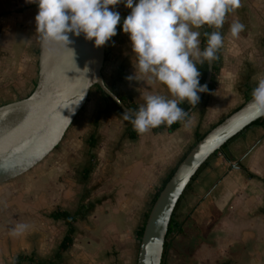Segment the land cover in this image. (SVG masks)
Wrapping results in <instances>:
<instances>
[{"label":"crops","instance_id":"crops-1","mask_svg":"<svg viewBox=\"0 0 264 264\" xmlns=\"http://www.w3.org/2000/svg\"><path fill=\"white\" fill-rule=\"evenodd\" d=\"M241 3L227 15L220 30L224 42L218 51L213 86L176 129L162 125L131 137L128 129H133L132 124L94 85L54 148L50 165L34 178L29 176L20 196L0 183V264H12L19 254L29 256L21 264H45L42 261L59 250L68 228L53 212H74L80 206L85 214L74 222L73 242L61 251L58 264H136L138 231L151 197L198 135L239 107L251 96L258 79L264 78V0ZM110 8L119 12L121 27L106 45L102 67L106 83L139 105L149 94L172 98L166 86L135 70L137 57L129 35L123 32V20L131 9L123 2ZM38 10L36 3L26 0H0V105L26 97L35 87ZM237 20L245 29L233 38L229 27ZM202 40L203 36L201 51ZM129 76L135 79H127ZM229 149L235 160L221 152L212 155L177 204L167 250L174 251L179 261L189 255L191 264L219 259L223 264H264V122L234 137ZM92 163L86 178L84 170ZM242 164L256 176H249ZM26 195L32 199L26 201ZM14 213L24 218H15ZM16 219L29 227L23 234L11 236L8 229L15 227ZM19 243L27 248L25 252L20 251Z\"/></svg>","mask_w":264,"mask_h":264},{"label":"clouds","instance_id":"clouds-1","mask_svg":"<svg viewBox=\"0 0 264 264\" xmlns=\"http://www.w3.org/2000/svg\"><path fill=\"white\" fill-rule=\"evenodd\" d=\"M38 5L35 16L36 32L45 42L68 48L72 43L69 33L96 47L104 46L117 35L121 21L119 12L110 6L125 3L131 9L123 20V32L129 35L132 52L142 74L153 82L166 86L170 96L149 94L138 110L125 109L122 117L132 124L138 134L163 126L170 127L189 116L180 104L187 101L198 104V93L205 92L201 85L197 63L209 64L218 59L224 38L221 29L228 14L242 6L241 0H26ZM204 26L211 32L201 31ZM245 25L238 20L230 24L231 37L237 38ZM206 46L201 51V37ZM127 79H135L129 76ZM248 107L254 117L264 116V78H259L251 93ZM190 123V121H189ZM29 225L19 223L10 229L11 236L23 234Z\"/></svg>","mask_w":264,"mask_h":264},{"label":"water","instance_id":"water-1","mask_svg":"<svg viewBox=\"0 0 264 264\" xmlns=\"http://www.w3.org/2000/svg\"><path fill=\"white\" fill-rule=\"evenodd\" d=\"M69 38L72 43L67 48L40 37L33 91L0 105V182L28 171L60 143L92 86L99 85L123 110L131 109L104 79L107 43L96 47L83 34L69 33ZM213 72L214 62L208 63L203 82L207 89ZM205 92L198 93L200 100ZM251 99L212 126L178 163L149 210L136 264H162L171 218L193 176L224 143L260 118L248 107ZM197 105L185 111L190 114Z\"/></svg>","mask_w":264,"mask_h":264},{"label":"trees","instance_id":"trees-1","mask_svg":"<svg viewBox=\"0 0 264 264\" xmlns=\"http://www.w3.org/2000/svg\"><path fill=\"white\" fill-rule=\"evenodd\" d=\"M121 27V24L119 23L117 25V30ZM205 30L211 32V29H208L207 26H205ZM113 38V37H112ZM111 38V39H112ZM203 49L204 47L206 46V40L205 38L203 37ZM217 56L219 57V52L217 53ZM218 59H216L214 61V72L217 70V67H218ZM198 68H199V72L201 73L200 77H199V80H200V84L203 85V82H204V79L206 77V74H207V70H208V62L205 61L203 64H200L198 63ZM123 77V74L122 72L120 71L119 73V78H122ZM213 80H214V76L212 77V81L208 87L211 88L213 86ZM100 88L99 85H96ZM101 89V88H100ZM102 90V89H101ZM103 91V90H102ZM104 92V91H103ZM105 93V92H104ZM106 94V93H105ZM118 94V93H117ZM107 95V94H106ZM120 96V98L132 109V110H138L139 108V104L134 101V99L130 96H126V95H123V94H118ZM108 96V95H107ZM190 105L187 103V101H185L184 103L180 104L179 107L183 108L184 110H186ZM119 107V106H118ZM120 109V112L123 114L124 110L119 107ZM188 118V117H186ZM223 119V118H222ZM264 122V116H261L260 118H258L257 120H255L253 123H251L249 126H247L244 130H246L248 127H250L251 125H254V124H257V123H262ZM181 122H176L174 123L173 125H171L170 127H168L170 130H174L176 129L179 125H180ZM243 130V131H244ZM241 131V132H243ZM240 132V133H241ZM239 133V134H240ZM128 134L131 136V137H136L138 135V133L132 129V128H129L128 129ZM238 135V134H237ZM236 135V136H237ZM235 136V137H236ZM202 137V135H198L197 137V140L196 142L198 141V139ZM234 138V137H233ZM232 138V139H233ZM95 135L92 134L91 135V145L94 146L95 145ZM231 139V140H232ZM229 140L228 142L224 143L223 146L217 150L214 154H217L219 152L223 153L228 159L230 160H235V157L234 155L230 152V149H229V142L231 141ZM195 142V143H196ZM194 143V144H195ZM193 144V145H194ZM193 145L186 151V153L183 155V157L189 152V150L193 147ZM213 154V155H214ZM183 157L180 159V161L183 159ZM179 161V162H180ZM178 162V163H179ZM177 163V165H178ZM205 164V163H204ZM203 164V165H204ZM177 165L173 168V170L171 171V173L168 175V177L164 180V182L162 183V185L160 186V188L157 190L154 198H153V201H152V204L154 203L155 199L157 198L158 194L160 193L161 189L163 188V186L165 185V183L168 181V179L170 178V176L172 175V173L174 172V170L176 169ZM202 165V166H203ZM201 166V168H202ZM241 167L243 169H245L248 173L249 176H256L255 173H252L251 171H249L248 167H246L245 165H241ZM93 168V163L87 167L85 170H84V176L87 178V176L89 175V172L92 170ZM200 168V169H201ZM199 169V170H200ZM199 170L197 171V173L199 172ZM197 173L193 176V178L197 175ZM192 178V179H193ZM192 181V180H191ZM190 181V183H191ZM189 183V184H190ZM183 195V194H182ZM182 197V196H181ZM152 206V205H151ZM177 207V206H176ZM175 212V211H174ZM85 212L83 211V208L80 206L78 209H76L74 212H71L69 210H65V209H57L53 212V216L56 217V218H63L67 225H68V228H67V232H66V235L65 237L63 238L61 244H60V248L59 250L56 252V254L52 257V258H48L46 260H43L42 263H45V264H58L59 261H60V258H61V251L65 248H67L72 242H73V233L75 231V225H74V222L76 221L77 218L79 217H82L84 216ZM148 214H149V211L146 213V216H145V220L144 222L142 223V225L140 226L139 228V231H138V235H139V240L141 239V236L143 234V230H144V225H145V222H146V219L148 217ZM174 215V213H173ZM172 226H173V216L171 218V221H170V225H169V230H168V233H167V238H166V241H165V249H164V253H163V260H162V264H164L165 262V255H166V251H167V246H168V243H169V234L171 232V229H172ZM29 259V256L26 255V254H19L15 257V260L13 261L12 264H21L23 260L25 259ZM224 264H230L229 261H225Z\"/></svg>","mask_w":264,"mask_h":264},{"label":"rangeland","instance_id":"rangeland-1","mask_svg":"<svg viewBox=\"0 0 264 264\" xmlns=\"http://www.w3.org/2000/svg\"><path fill=\"white\" fill-rule=\"evenodd\" d=\"M35 83H36V81H35ZM27 94H29V92H27ZM61 142L62 141H60V143ZM59 144L57 146H59ZM57 146L55 147V149L57 148ZM55 149H53V150H55ZM53 150L44 159H42L39 163H37L35 166H33L28 171L24 172L23 174L15 177V178H12V179H9L7 181L0 182V183H6V185L8 187H10V189H12V191L15 189V193H12L13 195L15 194L16 196H18V195L20 196V193H21L20 190H22V188L25 185H28V183H29V180H27V179L30 178V177L34 178V176H35L34 174H37L43 167L47 168V166L50 165V162H51V160H52V158L54 157V154H55V153H53ZM32 184H34V183H32ZM75 186L77 187V184ZM13 195H12V199H13ZM27 196L28 195H26L24 197V199L26 201H29V200L32 199L31 197H27ZM152 201H153V196L151 197V200H150V206L152 205ZM28 204H30V203H28ZM149 207L146 208V212H148ZM13 215L15 216V218H19L20 216L22 218H24L22 215H15V213ZM142 219L143 218H141V222L140 223H142V221H143ZM20 221H21V219H20ZM20 221H18L16 219V220L13 221V224L14 225H17L19 223H24L25 222L24 220L21 221V222ZM8 230H10V229H8ZM17 245H18V247H20V251L21 252H25L27 250V248H24V246H23L22 243H19ZM183 257L184 258H181V260L179 261L178 255L174 251L169 250V247H168L167 253L165 255V262H164V264H184V263H190L191 264V262H188L190 260L189 255L188 256L187 255H184ZM186 259H188V260H186ZM209 264H223V260L219 259V260L210 262Z\"/></svg>","mask_w":264,"mask_h":264}]
</instances>
